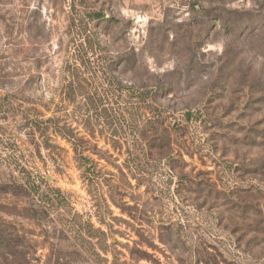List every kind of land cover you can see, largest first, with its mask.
I'll list each match as a JSON object with an SVG mask.
<instances>
[{"label":"rangeland","instance_id":"1","mask_svg":"<svg viewBox=\"0 0 264 264\" xmlns=\"http://www.w3.org/2000/svg\"><path fill=\"white\" fill-rule=\"evenodd\" d=\"M17 256L264 264V0H0Z\"/></svg>","mask_w":264,"mask_h":264},{"label":"trees","instance_id":"2","mask_svg":"<svg viewBox=\"0 0 264 264\" xmlns=\"http://www.w3.org/2000/svg\"><path fill=\"white\" fill-rule=\"evenodd\" d=\"M11 230L13 231V233L15 234V236H18L19 235L14 228H12ZM8 243H9V248L11 249V251H14V247H17V246L20 247L22 245V241L21 240H18L17 238L15 240L8 241ZM5 261L7 262V260H5ZM5 264H33V263H32V261H30L25 256H17V257H14L12 259V261H10V262L8 261V263H5Z\"/></svg>","mask_w":264,"mask_h":264}]
</instances>
